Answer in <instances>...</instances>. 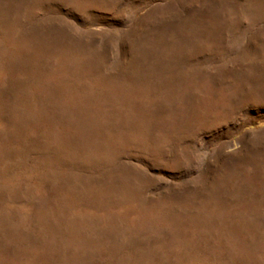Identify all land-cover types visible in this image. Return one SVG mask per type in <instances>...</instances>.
Listing matches in <instances>:
<instances>
[{
    "label": "rangeland",
    "instance_id": "374dc122",
    "mask_svg": "<svg viewBox=\"0 0 264 264\" xmlns=\"http://www.w3.org/2000/svg\"><path fill=\"white\" fill-rule=\"evenodd\" d=\"M0 264H264V0H0Z\"/></svg>",
    "mask_w": 264,
    "mask_h": 264
}]
</instances>
